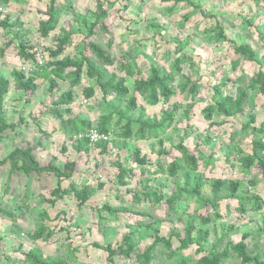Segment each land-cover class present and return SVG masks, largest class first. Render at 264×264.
Returning a JSON list of instances; mask_svg holds the SVG:
<instances>
[{"label":"rangeland","instance_id":"1","mask_svg":"<svg viewBox=\"0 0 264 264\" xmlns=\"http://www.w3.org/2000/svg\"><path fill=\"white\" fill-rule=\"evenodd\" d=\"M28 1L18 2L7 10L8 14L9 12L13 14V19L21 17L23 27L19 30L13 29L11 32L0 28V47H3L7 39L16 40L25 33L30 45L38 50L37 58L45 62L49 59L46 48L53 46L58 29L49 37L42 38L38 32V24L49 0H39L36 4ZM96 1L99 0H56L60 11L58 27L70 25L75 32L66 54H74L75 45L82 41L86 33L82 20L84 18L87 22L93 20ZM100 1L105 4L108 2ZM169 1L171 0H109L110 4H113L108 10L107 18L110 33L106 35L99 33L95 40L103 44L108 40L113 41L111 54L117 62L109 69L120 77L125 76V72L121 70L122 65L132 59H136L141 75L146 76L150 64L160 68L162 73H169L173 69L175 58L178 55L183 57L182 73L199 84V91L195 100L186 93H179L177 84L181 78L180 75L175 76L174 87L177 94L171 98L170 103H179L181 108L175 114L173 127L168 130L167 136L170 140L164 144L167 154L159 159H162L166 165L174 157L179 156L176 149V144L179 142L178 135H183L187 131L189 133L185 144L194 154L195 148L213 154L212 163L208 160L200 162V175L208 180L213 178L240 180L241 192L259 197L263 202L262 209L257 211L248 209L244 217L237 210L236 200H220L218 212L221 217L213 225L219 231L225 224L234 225V230L226 242H238L243 233H250L251 236L246 240L249 249L256 247L264 259V235L257 232L260 219L264 215V177L257 168L246 170L240 165L235 144L230 142V134L234 132L237 134L234 143H238L245 152L250 151L251 141L260 135L250 129H244L243 126L248 121L250 113L256 115V123L253 126H259L264 121V96L256 90H250L245 114L229 119L223 116L214 117L215 122L226 121L222 126L212 125L211 121H207L202 114L204 107L213 101L215 85H222L225 94H234L237 86L235 81L242 73L254 75L262 68L254 61L239 59L230 43H218L213 39L217 21L224 28L227 37L236 44L257 45L260 57L264 56L262 45L264 0H191L196 7L181 1L173 10V2ZM153 22L158 23V26L149 27ZM16 43L17 41L6 49L4 56H0V76L11 80V89L5 98V110L9 122L16 124L14 131L9 129L3 134L0 141V160L15 147L25 149L30 145L33 147L32 153L41 165L52 163L63 166L66 160H76L78 166L72 180L78 185L91 184L95 187L102 183L103 187L98 189L83 207L78 206L72 195L65 196L52 207L41 199L51 198L50 192L57 185L53 174L34 173L27 176L21 171H11L9 163L0 166V202L13 207L23 204L28 206L18 209L20 218L15 222L0 217V264H22L23 253L33 248L40 249L46 256L66 257L71 246L79 249L76 252V260L81 264H140L134 256L128 258L116 256L114 263H108L107 253L92 244L95 242L116 244L127 231L133 230L140 239V248L143 250L151 241L152 232L147 225L153 220L161 222L159 226L161 234L167 236L174 229L183 231V217L212 213L211 205L200 207L194 199L181 201L174 213H170L165 203L154 206L144 198L139 204H134L133 191L138 188V182L142 178L138 166L133 162L131 148L122 153V162L127 166H133L136 170V176L131 177L127 186L116 183L118 171L114 166L117 160L115 153L105 155L93 150L90 154H76L68 135L62 130L63 121L57 116L58 113H62L64 119L70 115L63 108L53 106L54 99L61 90L67 88V84L60 81L59 91L50 93L47 81L38 79L39 87L27 103L26 95L14 88L11 73L19 69L32 72L37 66L22 63L17 54ZM178 48L180 53L177 51ZM132 83L133 79L128 78L127 84L131 88ZM82 84L85 86L94 83L85 77ZM75 90L78 98L71 105L73 111L71 116H80L96 122L101 114L111 111L108 101L102 99L99 91L87 102L80 94L81 89ZM136 97L138 104L146 108V114L149 116H160L161 111L168 108V105L162 102L157 106L146 105L138 94ZM109 101L112 102L111 98ZM190 104H193V107L187 120L183 117V111ZM20 117L23 120L21 123ZM40 128L49 136H43L39 131ZM207 139L209 142L205 144ZM154 142H156L154 139L135 142L141 147L142 154L148 156L153 171L156 169L155 152L158 151L157 145H154V149L151 148ZM130 144L133 145L134 142L131 141ZM64 147L65 152H63ZM145 177L151 180L150 184L153 187L163 183L166 197L171 194L172 185L168 176L155 173L146 174ZM252 180L255 185H251ZM69 183L70 181H63L62 187H68ZM203 193L211 196L209 184H206ZM104 203L112 207L126 206L145 214L120 212L117 217H112L102 212L106 221L101 225L98 209ZM44 211L49 213L46 224L55 234L48 241H33L27 234L35 228V216ZM213 240L215 239L212 237L210 242ZM172 242L174 248L179 246L175 237ZM221 246L223 247L224 244ZM161 251L159 245L154 252L161 254ZM187 253L194 254V249H189ZM238 262L231 257L226 264ZM152 264L173 263L165 258H159Z\"/></svg>","mask_w":264,"mask_h":264},{"label":"trees","instance_id":"2","mask_svg":"<svg viewBox=\"0 0 264 264\" xmlns=\"http://www.w3.org/2000/svg\"><path fill=\"white\" fill-rule=\"evenodd\" d=\"M106 4L102 1H96V8L93 14V20L87 22L82 20L86 33L82 41L75 45V53L66 54V49L71 45L75 32L70 25L59 26L60 11L56 0H49L46 9L42 12V19L38 24V32L42 38H47L50 34L58 29L54 44L50 48H46L49 54L48 60H39L37 58L38 50L25 38V33L20 37L9 38L0 47V56H4L6 49L11 47L15 41L17 54L22 63H31L37 66L36 70L26 72L23 69L12 71V81L14 88L26 95L27 103L30 102L32 95L37 91L38 79L46 80L49 88L48 91L53 93L59 91V83L63 81L67 84L65 90H61L57 98L53 101L55 108H63L70 116L62 118V113L57 116L63 121L62 130L66 133L71 141V146L76 154H90L93 150H97L101 154L115 153L117 160L114 166L117 168L116 183L122 186L129 185L131 177H135V168L127 166L122 162V153L131 148L133 162L139 168L141 180L138 182V188L133 191V202L139 204L144 198L150 201L154 206L165 203L170 211L174 213L178 204L186 199H194L200 206H212V213L207 215H187L183 217V231L174 229L169 235L161 234L160 224L158 220H153L147 227L152 232L150 243L142 250L140 248V239L136 237V233L131 230L127 231L116 244H102L95 242L92 245L97 249L104 250L107 253V262L114 263L116 256L131 257L134 256L140 264H152L154 260L165 258L173 264H226V261L234 257L239 262L236 264H264L262 254L258 252L256 247L251 250L246 240L251 236L250 233H243L238 242H226L230 233L234 230L233 224L223 225L219 231L215 225V221L220 218L218 212V202L223 199H234L238 203L237 210L244 217L249 210L257 211L262 209L263 202L256 195H249L247 192H241L242 182L240 180L213 178L205 179L199 174L200 162L208 160L213 162V154H207L201 149L195 148L194 154L185 144L186 136L189 132L185 131L183 135H178L179 142L176 149L179 156L168 164H164L162 155L167 152L164 144L169 141L167 136L175 122V114L181 108L179 103H170L177 93L175 91V76L180 75L181 81L177 84L179 93H186L195 100V96L199 91V84L182 73L183 57L178 55L173 63V69L169 73H162L157 66L150 64L146 76L141 75V69L137 65L136 59L124 62L121 70L125 72V76L120 77L117 73L112 72L109 67H113L117 59L111 54L113 41L108 40L106 44L95 40L99 33L109 34L110 29L107 24L108 10L113 4L107 0ZM184 1L196 7L191 0H171L173 2L172 10L176 4ZM10 0H0V5L6 6ZM158 26V23H151L149 27ZM23 23L20 17L13 19L8 13L0 11V28L11 32L13 29H21ZM213 39L218 43L228 42L234 47L235 54L239 59L258 63L262 68L254 75L242 73L235 81L237 84L234 94H225L222 91V85L213 87V101L210 102L202 110V114L207 121H211L212 125H224L226 121L215 122V116H223L226 119L235 118L238 115L246 113V106L249 99V91L256 90L264 96V56L259 55L257 45L251 43L236 44L227 37L224 28L217 21L214 29ZM19 34V32H18ZM264 46V38L262 39ZM180 49L178 48L177 51ZM180 53V51H179ZM238 59V60H239ZM40 61V62H39ZM237 63V62H235ZM92 81L93 85H83L84 78ZM133 79L132 88L128 86L127 79ZM81 89L80 94L87 102L92 99L97 91L101 93L102 99L111 108L107 114H101L96 122L80 116H71L73 114L71 105L77 101L75 89ZM11 89V80L5 76H0V141L3 134L7 130L14 131L16 124L9 122L8 115L5 110V98ZM136 94L149 106H157L161 102L168 105V108L161 111L160 116L146 114V108L138 104ZM111 98L112 102L109 101ZM194 104V103H193ZM192 104V105H193ZM191 104L183 111L184 119L189 120L192 106ZM20 123L23 122L22 117L19 118ZM256 123V115L249 114L248 121L243 126L244 129H250L256 132L260 137H255L251 141L250 151L245 152L243 148L234 143L237 138L236 133L230 134V142L235 144L236 156L239 158L240 165L246 170L257 168L264 177V121L259 126H253ZM95 127L99 132H112L113 137L110 141H99L95 145H91L88 138H76L80 133H85ZM174 128L172 131L174 132ZM43 136L48 137L49 134L39 129ZM156 142L152 144L158 146L156 169H151V163L147 155L142 154V149L135 142L143 140H152ZM131 141L134 142L131 145ZM209 142L206 140L205 144ZM40 143V141H38ZM66 148H63L65 152ZM33 147L27 148L15 147L2 160L0 166L9 163L11 171H21L25 175L40 173H51L56 177L57 185L51 190V198H42L41 201L54 207L65 196L72 195L79 207H83L96 193L98 189L103 187L99 183L97 187L91 184L78 185L72 180L77 170L78 163L76 160H66L63 166H56L52 163L41 165L34 156ZM188 169V170H185ZM166 175L171 179V194L166 197L163 192L164 184L160 183L153 187L146 174ZM63 181H70L68 187L63 188ZM251 185H255L252 180ZM209 184L211 187V196L203 193V189ZM25 199V198H24ZM24 203V202H23ZM247 205V206H246ZM28 208L27 204L13 207L0 202V217L17 221L20 216L18 209ZM99 223L102 225L106 221L102 212H106L112 217H117L120 212L145 214V212L136 211L126 206L112 207L108 203L98 209ZM64 213V212H62ZM153 218V216H150ZM49 219L47 211L39 212L35 216V228L27 235L33 241H48L55 234L53 229L46 224ZM211 226V228H210ZM259 234L264 235V215L260 219L258 227ZM179 242L177 248L173 247V238ZM212 237L215 239L210 242ZM221 244H224L222 247ZM161 245V254L154 251ZM194 249V254L187 253L189 249ZM78 248L71 246L69 254L66 257L46 256L38 249L33 248L23 253L22 264H81L76 260V252Z\"/></svg>","mask_w":264,"mask_h":264},{"label":"built area","instance_id":"3","mask_svg":"<svg viewBox=\"0 0 264 264\" xmlns=\"http://www.w3.org/2000/svg\"><path fill=\"white\" fill-rule=\"evenodd\" d=\"M83 137L88 138L91 145H95L99 141H110L113 137V134L112 132H99L95 127H92L84 134L80 133L76 136V138H83Z\"/></svg>","mask_w":264,"mask_h":264},{"label":"crops","instance_id":"4","mask_svg":"<svg viewBox=\"0 0 264 264\" xmlns=\"http://www.w3.org/2000/svg\"><path fill=\"white\" fill-rule=\"evenodd\" d=\"M21 1L26 2L28 0H10L9 4H7L6 6L0 5V11H3V13H8L7 10L11 9V7L13 8L16 3L21 2ZM38 1L39 0H29L28 2L29 3L33 2L34 4H36ZM9 14L13 16L11 12H9ZM20 20L22 21L21 17H20Z\"/></svg>","mask_w":264,"mask_h":264}]
</instances>
